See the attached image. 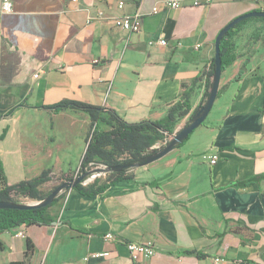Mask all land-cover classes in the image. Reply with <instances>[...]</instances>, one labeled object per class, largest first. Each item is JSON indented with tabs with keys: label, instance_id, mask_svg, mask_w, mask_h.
I'll list each match as a JSON object with an SVG mask.
<instances>
[{
	"label": "crops",
	"instance_id": "obj_1",
	"mask_svg": "<svg viewBox=\"0 0 264 264\" xmlns=\"http://www.w3.org/2000/svg\"><path fill=\"white\" fill-rule=\"evenodd\" d=\"M2 1L0 158L8 184L80 168L91 117L45 108L61 100L110 107L139 122L165 117L187 89L192 113L204 100L220 30L264 9L256 0H182L158 13L153 7L165 0H123V8L121 0H12L14 11L5 13ZM136 12L140 32L114 25L116 15ZM159 37L168 45L149 44ZM230 42L237 58L223 71L203 125L163 157L131 168L133 179L95 195L63 190L50 209L54 222L27 227L25 237L16 228L0 234V264H264V20L248 19ZM205 151L220 159L205 162ZM107 232L152 242L156 252L133 261ZM186 250L207 256L179 253ZM97 251L112 254L85 261Z\"/></svg>",
	"mask_w": 264,
	"mask_h": 264
},
{
	"label": "trees",
	"instance_id": "obj_2",
	"mask_svg": "<svg viewBox=\"0 0 264 264\" xmlns=\"http://www.w3.org/2000/svg\"><path fill=\"white\" fill-rule=\"evenodd\" d=\"M259 18V17H258ZM249 19V18H248ZM248 19L238 23L235 27L224 36L221 42L222 68L226 70L237 58L232 52V44L230 38L235 34L240 26ZM264 20V18H261ZM215 70V59H213L211 68L207 73L208 84L203 102L191 113V120L199 113L202 106L206 103L212 86V79ZM244 69L235 76L234 80H239ZM18 104L15 108L21 106ZM13 108L10 112L14 111ZM45 108L60 111L63 109H75L88 113L91 117V132L87 140V147L79 168V174L83 175L89 172L90 168L104 164V171L109 172L107 179L102 182H94L85 185L84 180L74 184L76 188L85 195H95L104 192L110 185L123 180L133 179L134 175L129 172L131 168L149 160L155 152L150 149L159 141H173L175 124L180 117L187 116L191 111L190 91L187 89L182 94V100L174 104L168 114L159 120H142L139 122H128L122 119L117 112L110 107H102L93 105L84 101L74 99H64ZM102 123L109 126V129H103ZM205 121L203 122V124ZM189 124V122L187 123ZM202 124V125H203ZM187 137L186 139H188ZM185 139V140H186ZM176 142L174 148L183 144ZM114 169V170H113ZM53 176L51 170L46 169L37 177L22 180L14 184H8L3 170V164L0 158V201H17L18 198H32L37 200L45 199L41 186L51 181ZM77 178V177H75ZM74 178H71V180ZM257 177H253L241 182V185H247L253 182ZM57 186L56 188H58ZM60 197H56L52 204L48 206H35L29 209L21 208H0V234L13 230L19 226L29 227L31 225H48L55 221L54 216L50 213V207L58 202ZM3 244L0 241V247ZM29 248H32L29 243ZM180 254H195L199 258H205L206 253L201 251H181ZM12 264H23V262H15Z\"/></svg>",
	"mask_w": 264,
	"mask_h": 264
},
{
	"label": "built area",
	"instance_id": "obj_3",
	"mask_svg": "<svg viewBox=\"0 0 264 264\" xmlns=\"http://www.w3.org/2000/svg\"><path fill=\"white\" fill-rule=\"evenodd\" d=\"M190 1L192 5L200 6V5H208L212 3L214 0H190ZM256 1L264 3V0H256ZM124 5H125V2L123 0L119 1L118 3L119 8H123ZM183 5L184 3L182 0H165L163 2V6L156 5L153 7L152 11L153 13H158L162 9H177V8L182 7ZM2 11L5 13H12L14 11L13 1L3 0L2 1ZM100 14H103V13L101 12ZM113 21L116 27L129 31L131 33L140 32L142 29V14L139 12H136L130 15H125V14L116 15L113 18ZM168 43L169 41L165 37H159V38L151 39L149 41L150 45L167 46ZM179 45H181V43H179ZM200 47H201V43H198L196 45V48L199 49ZM34 76L38 77L39 73H35ZM166 144H167V141H159L155 145H153L150 149L159 150L163 148ZM202 159L209 164H215L220 159V156H219V153L216 151H205L202 154ZM78 172H79V169H78ZM83 183L87 185V182L85 181V179ZM26 233H27L26 226L22 225L16 228V232H15L16 236L25 237ZM104 238L106 240H112L115 242L117 241L124 242L128 249L130 258L133 261H138L142 258H150L156 252L155 246L152 242L122 241L113 232H107L104 235ZM111 254H112L111 251H97V252H92L88 254L87 256H85L84 259L85 261L88 262L92 258L99 259L102 257H108Z\"/></svg>",
	"mask_w": 264,
	"mask_h": 264
},
{
	"label": "water",
	"instance_id": "obj_4",
	"mask_svg": "<svg viewBox=\"0 0 264 264\" xmlns=\"http://www.w3.org/2000/svg\"><path fill=\"white\" fill-rule=\"evenodd\" d=\"M252 17H259L264 18V9H257L253 10L247 13H244L242 15H239L235 17L232 21L227 23L219 32L216 38L215 42V70H214V76L212 79V86L210 89V95L206 101V103L202 106L199 113L194 117V119L191 121V123L186 124L182 129L174 133L173 141L169 144L167 143L163 148L159 150H155L154 155L149 159L142 162H152L154 160H157L167 153H169L173 148L174 144L176 142H182L187 137L191 135V133L200 125L203 124V122L206 120L207 116L209 115L210 111L213 108V105L218 97L219 89H220V83H221V77L223 73L222 68V53H221V42L224 36L230 31L231 28L235 27L238 23L241 21L252 18ZM141 162V163H142ZM139 163V164H141ZM137 164V165H139ZM136 165V166H137ZM135 167V166H134ZM114 170V169H113ZM112 170H108L106 172H111ZM90 172L81 175L80 177L70 179V182H65L61 185H59L58 188H56L51 194H49L45 199L39 200L36 203H26V204H20L15 203L12 201H0V208H21V209H29L35 206H48L52 204L54 199L59 196V194L66 189L73 188L74 184L81 182L85 179V176L88 175Z\"/></svg>",
	"mask_w": 264,
	"mask_h": 264
},
{
	"label": "rangeland",
	"instance_id": "obj_5",
	"mask_svg": "<svg viewBox=\"0 0 264 264\" xmlns=\"http://www.w3.org/2000/svg\"><path fill=\"white\" fill-rule=\"evenodd\" d=\"M250 20L251 19H254V20H263L261 18H258V17H252V18H249ZM243 25H245V23H243L240 27H242ZM251 33H261V31L259 29H253V30H249ZM190 114H188L187 116H184V117H180L176 124H175V129L180 125L182 129V125L185 123V118L187 119L186 121L191 123V118H190ZM102 127L103 128H107V125L105 123H102ZM179 129V130H180ZM178 130V131H179ZM177 132V131H176ZM105 165L104 164H98V165H95L93 167L90 168L89 170V174L85 176V181L87 182V185H90L94 182H98V183H102L104 182L108 175H109V172H106L104 171ZM81 175L78 173V169L76 170H73L71 173H69L67 176L66 175H59V176H55L51 181L47 182L44 186H42V191L44 193V196L45 198L51 194L57 186L65 183V182H70V179L71 178H75V177H80ZM39 200L37 199H25V198H18L17 199V203H20V204H26V203H36L38 202ZM51 209V207H50ZM49 209V210H50Z\"/></svg>",
	"mask_w": 264,
	"mask_h": 264
}]
</instances>
